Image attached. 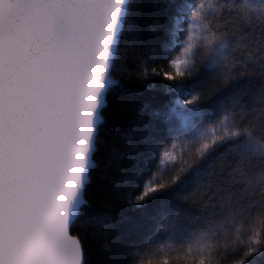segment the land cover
<instances>
[{"label": "snow or ice", "instance_id": "snow-or-ice-1", "mask_svg": "<svg viewBox=\"0 0 264 264\" xmlns=\"http://www.w3.org/2000/svg\"><path fill=\"white\" fill-rule=\"evenodd\" d=\"M167 6L157 50L140 47L133 0H0V264H89L74 229L112 219L88 196L106 163L109 97L125 85L113 73L132 71L130 52L145 87L173 99L153 113L118 190L138 210L194 187L183 199L199 214L165 202L175 215L122 239L129 261L264 262V0ZM205 92L216 102L202 104Z\"/></svg>", "mask_w": 264, "mask_h": 264}, {"label": "trees", "instance_id": "trees-1", "mask_svg": "<svg viewBox=\"0 0 264 264\" xmlns=\"http://www.w3.org/2000/svg\"><path fill=\"white\" fill-rule=\"evenodd\" d=\"M133 4L135 34L140 36V47L159 50L169 39L167 29L172 15V9L167 6L169 0H133ZM135 57V52L129 53L128 63L132 66L131 72L117 70L113 73L115 78L124 80L125 85L123 89L113 92L109 97L110 109L105 113L108 126L103 129L102 151L97 155L98 160L106 163L101 173H93L94 184L88 196L92 205L90 211L97 216L108 215L112 218L111 222L109 225L95 224L89 229H74V233L78 231L83 238L89 264H131L128 248L126 245L122 246V239H126L129 232L155 227L164 213L175 215V208L165 205L167 201H174L180 207L188 209L192 216L199 214V207L196 204L191 200L183 199L184 196L194 192V187L189 188L188 192L180 193L179 198L169 193L138 210L130 208L121 191L118 190L121 178L133 167L132 157L137 154V148L143 145L142 132L147 131V126L155 122L153 113L173 99L160 90L158 85L155 90L145 87L147 81L141 80L135 71ZM156 63L162 65L159 60ZM198 78L200 74L194 73L190 79ZM202 87L210 91L208 83ZM198 91L200 90H195L193 94ZM187 98L189 97H181V99ZM215 102V97L209 98L206 92L201 94L202 104ZM217 109L220 110L219 104ZM256 135L264 136V132L257 128ZM243 142L237 141V143ZM223 151L222 149L221 152ZM179 152L178 145L176 154L179 155ZM225 163L235 166L231 159ZM105 174L107 179L103 178ZM183 223L191 229L199 227V224L190 217L185 218ZM107 246H111L110 250ZM170 264H192V261L184 258L183 255H173L170 257Z\"/></svg>", "mask_w": 264, "mask_h": 264}]
</instances>
